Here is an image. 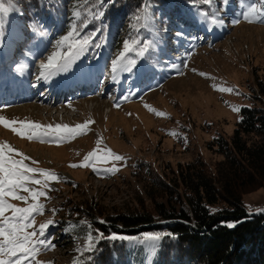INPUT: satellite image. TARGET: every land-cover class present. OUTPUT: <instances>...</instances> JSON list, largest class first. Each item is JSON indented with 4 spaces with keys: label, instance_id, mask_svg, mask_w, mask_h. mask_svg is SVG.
Segmentation results:
<instances>
[{
    "label": "rangeland",
    "instance_id": "rangeland-1",
    "mask_svg": "<svg viewBox=\"0 0 264 264\" xmlns=\"http://www.w3.org/2000/svg\"><path fill=\"white\" fill-rule=\"evenodd\" d=\"M248 3L260 6L259 0H248ZM241 11L240 0H231L227 10L221 13L223 25L213 26L218 28L213 30L217 33L214 37L202 30L204 22L195 9L180 12V21L187 19L184 27H177L175 15L172 23H163V29L152 21L151 29L147 30L152 35L151 41H155L154 53L149 51L150 60L139 61L132 73L120 74L122 81L116 101L112 100L116 85L110 82L113 87L103 96L105 85L99 86L96 82L101 78L99 70L110 73L111 60L122 50L129 33L127 27L114 30L104 38L98 49L101 55H96L90 63L91 69L86 70L87 84L98 87L90 94L58 102L45 97L37 102L0 105V116L7 120L70 127L90 122L83 135L64 141L28 140L27 134L18 136L0 124V144L8 143L30 157L25 161L29 166L49 169L58 176V181L49 182L46 196L39 199L43 205L41 213L34 214L37 229L40 223L54 221L45 235L55 247L39 251L34 259L29 258V264H72L84 252L86 237L71 238L70 229L55 226L56 220H69L68 210L91 207L106 213L104 216H114L140 210V204L150 209L151 202L146 198L150 177L170 178L177 165L199 161L209 175H215L223 156L208 143L217 137L228 140L232 136L242 107L254 104L264 109V100L252 98L255 82L264 79V22H245ZM234 19L240 22L233 23ZM12 21L8 16L0 36L3 89L13 74L27 79L40 64L39 59L46 60L54 50L53 44L64 35L56 22H43L46 35L39 36ZM178 32L183 35L178 37ZM172 46L177 51L176 59L164 51ZM83 62L84 57L77 64L81 67ZM101 82L104 84L105 80ZM222 88L232 91L224 92ZM93 150L96 158L89 161L91 167H70L80 165L84 156ZM109 151L123 159L118 161L107 156ZM32 160L38 163L32 164ZM113 167L117 171H107ZM8 202L27 206L11 198ZM242 203L249 214L262 211L264 190L244 195ZM79 225L86 226L87 222ZM154 252L145 245L144 264Z\"/></svg>",
    "mask_w": 264,
    "mask_h": 264
},
{
    "label": "trees",
    "instance_id": "trees-1",
    "mask_svg": "<svg viewBox=\"0 0 264 264\" xmlns=\"http://www.w3.org/2000/svg\"><path fill=\"white\" fill-rule=\"evenodd\" d=\"M144 2L106 0L102 20L84 31L102 28L104 43V38L114 30L127 27L129 33L125 39L151 41L147 28H140L137 34L139 26L133 19ZM147 2L151 4L153 21L162 29L163 23H172V17L180 9H195L188 0ZM16 4L23 15L13 12L9 18L21 28L25 29L32 20L41 25L58 21L66 33L70 15L66 5L71 9L72 0H16ZM200 7L209 10L208 6ZM98 49L85 54L89 61L96 59ZM150 51L154 53L152 48ZM150 58L149 52L145 59ZM252 98L264 100V79L255 82ZM208 145L223 156L215 175H209L201 162L194 161L177 165L170 178L150 177L146 192L150 209L140 204V210L104 216L106 213L95 208H76L74 212L68 210L69 220H56L55 226L70 229V237L75 239L87 237L90 229L137 238L136 241H101L95 252H83L74 261L85 264L90 255L89 264H144L145 244L139 242L140 238L144 233H158L162 238L157 242L151 264H264V209L249 214L242 203L244 195L264 190V109L254 104L242 107L232 136L228 140L217 137ZM80 221L87 225H79Z\"/></svg>",
    "mask_w": 264,
    "mask_h": 264
},
{
    "label": "snow or ice",
    "instance_id": "snow-or-ice-1",
    "mask_svg": "<svg viewBox=\"0 0 264 264\" xmlns=\"http://www.w3.org/2000/svg\"><path fill=\"white\" fill-rule=\"evenodd\" d=\"M195 6V11L200 21L211 26H222L224 19L221 13L226 11L231 0H188ZM257 3H248V0H240L241 13L240 16L245 22L252 23L254 21L264 22V0ZM106 0H72V8L68 18L67 31L61 35L53 44V51L47 56L46 60H41L38 68L36 80L33 87L41 84L47 85L54 82V78L63 74L71 73L73 66L80 61L92 47L100 48L103 43L102 31L100 27H93L89 31H84L90 24L99 22L104 16V7ZM200 6H208L210 11L202 10ZM151 4L145 0L142 7L138 9V13L133 17L136 24L138 34L140 28L151 29L154 15L150 13ZM19 12L23 15L22 10L17 7L16 0H0V36H3V28L9 13ZM233 23H239V19H234ZM26 29L39 36H45L46 32L43 26L36 20L25 25ZM178 37L183 33L178 32ZM155 41H140L136 38H129L123 41V48L111 60V79L118 81L120 74L132 73L138 66V62L145 59ZM134 54V55H133ZM175 67V65H173ZM204 75V73H200ZM224 92H231V88L220 89ZM127 99V97H125ZM147 107V106H146ZM163 115V113H157ZM89 121L83 124H76L70 127L66 124L41 125L33 121H16L7 120L0 116V124L5 129H10L12 133L24 137L27 134L28 140L49 138L54 141H64L68 138H74L84 134V130L88 128ZM19 124V129L14 125ZM100 142L97 141V144ZM19 156L17 159L13 155ZM107 156L114 157L115 160H122L123 157L109 151ZM104 157L105 159L107 158ZM96 158V150L90 151L84 156L80 165L72 164L70 167H91L90 160ZM30 157L18 152L8 143L0 144V264H29V258L34 259L41 250H50L55 245L47 239L45 233L49 226L54 224L52 219L40 223L38 229L34 226V214L41 213L43 205L39 202L41 197L46 195L45 189L49 188V182L58 181V176L54 171L39 167H31L26 160ZM38 162L32 160V164ZM93 171H96L93 168ZM108 172H115V167L108 169ZM38 174V175H37ZM39 185L40 187H34ZM22 193H26L24 195ZM11 200L25 202L27 206L19 207L8 202ZM6 211L10 215H6ZM81 224L84 221H80ZM105 223V221H99ZM228 227H233L228 224ZM31 229V231H28ZM67 231V229H65ZM170 235V234H164ZM161 234L144 233L140 238V243L147 245L150 251H155L157 242L161 240ZM87 243L84 246L85 253H93L96 251L101 241H136V237L117 235L115 233L106 235L99 230L93 232L91 229L87 234ZM92 257L89 255L85 264H89ZM79 264V261H74Z\"/></svg>",
    "mask_w": 264,
    "mask_h": 264
},
{
    "label": "bare ground",
    "instance_id": "bare-ground-1",
    "mask_svg": "<svg viewBox=\"0 0 264 264\" xmlns=\"http://www.w3.org/2000/svg\"><path fill=\"white\" fill-rule=\"evenodd\" d=\"M210 33H211V35L212 36H214L215 34H214V31H210ZM79 64V63H78ZM23 82V81H22ZM100 82H101V79L99 78L98 80H97V82H96V84H100ZM101 86H103V85H105V90H104V93H103V96L104 95H106V94H108L110 91H111V89H112V87L113 86H111L108 82L107 83H105V84H100ZM20 87V90L22 89L23 91H24V93L25 92H29V86H28V84L27 83H22V85H20L19 86ZM93 87H97V86H93ZM92 87V88H93ZM84 87H81V89H83ZM61 89L62 90H64L65 88L64 87H61ZM86 89V88H85ZM84 89V90H85ZM97 89H98V87H97ZM82 96H84V95H82ZM56 97V101L55 102H58V100H62L61 99V97L60 96H55ZM118 97V96H117ZM117 97H116V99H117ZM114 99V98H113ZM116 99H115V101H116Z\"/></svg>",
    "mask_w": 264,
    "mask_h": 264
}]
</instances>
